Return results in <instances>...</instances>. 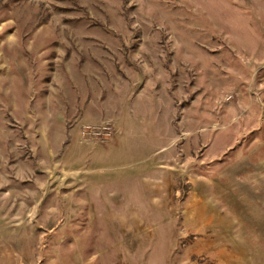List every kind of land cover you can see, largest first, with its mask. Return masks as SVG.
Here are the masks:
<instances>
[{"label":"rangeland","instance_id":"rangeland-1","mask_svg":"<svg viewBox=\"0 0 264 264\" xmlns=\"http://www.w3.org/2000/svg\"><path fill=\"white\" fill-rule=\"evenodd\" d=\"M0 264H264V0H0Z\"/></svg>","mask_w":264,"mask_h":264}]
</instances>
